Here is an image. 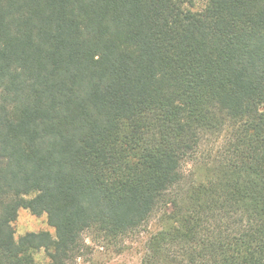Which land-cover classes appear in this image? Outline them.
<instances>
[{"label":"trees","instance_id":"16d2710c","mask_svg":"<svg viewBox=\"0 0 264 264\" xmlns=\"http://www.w3.org/2000/svg\"><path fill=\"white\" fill-rule=\"evenodd\" d=\"M197 1L0 0V264H264V0Z\"/></svg>","mask_w":264,"mask_h":264},{"label":"rangeland","instance_id":"374dc122","mask_svg":"<svg viewBox=\"0 0 264 264\" xmlns=\"http://www.w3.org/2000/svg\"><path fill=\"white\" fill-rule=\"evenodd\" d=\"M204 4L205 0H198L196 8H202ZM185 169L187 172L190 171L192 163H188ZM160 224L159 217H154L139 231L113 242L114 244L97 240L89 233H85L88 249L72 264H141L146 241ZM13 225L16 236L40 230H48L54 234V228L48 224L46 215L36 216L23 208L19 209ZM36 259L37 264H47L43 252L38 253Z\"/></svg>","mask_w":264,"mask_h":264}]
</instances>
